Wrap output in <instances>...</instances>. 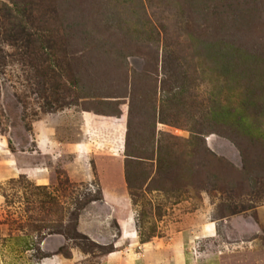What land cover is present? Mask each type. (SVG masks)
Masks as SVG:
<instances>
[{"label":"rangeland","instance_id":"1","mask_svg":"<svg viewBox=\"0 0 264 264\" xmlns=\"http://www.w3.org/2000/svg\"><path fill=\"white\" fill-rule=\"evenodd\" d=\"M173 244L264 264V0H0V264Z\"/></svg>","mask_w":264,"mask_h":264},{"label":"crops","instance_id":"2","mask_svg":"<svg viewBox=\"0 0 264 264\" xmlns=\"http://www.w3.org/2000/svg\"><path fill=\"white\" fill-rule=\"evenodd\" d=\"M91 123H95L96 125H102V126H104L106 123H105V120L104 119H102V118H93L92 120H91ZM112 125H119V124H116V123H111ZM120 125H124V121H122L121 123H120ZM44 131V130H43ZM44 137V136H43ZM42 136H41V138H43ZM44 138H46V137H44ZM40 145H43V143H42V141L40 142ZM109 199V198H108ZM116 200V199H115ZM115 200H106V199H104V205L105 206H109V207H113V208H115V207H118V206H121L122 204L123 205H125L127 202H128V200H123V199H121V198H119V199H117L116 201ZM115 201V202H114ZM135 217V216H134ZM133 216L132 217H128V219L127 220H125V222H122L123 223V225H122V227H123V239H130V238H132V236L134 235L131 231H130V225L132 226L133 225V227H134V223H132V219L134 218ZM133 246H136L135 244H133ZM175 246H174V244L172 245V247H164V249H168L166 252H167V254L168 255H170V257H171V259H175V260H177L178 261V263L177 264H183L184 263V259H183V254L181 255V254H179L180 252L178 251V248L176 247V248H174ZM145 253H147V252H145ZM134 254H136V253H134V252H130V255H128L129 257H126V259L123 261V263H125V264H136V262H137V260H138V255H136V256H134ZM131 257H134V259L132 260V261H130V259H128V258H131Z\"/></svg>","mask_w":264,"mask_h":264}]
</instances>
